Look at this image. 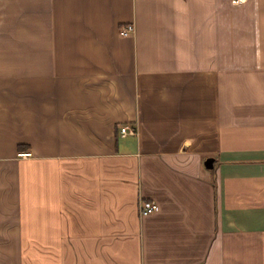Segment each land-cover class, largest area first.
<instances>
[{"label":"crops","instance_id":"0c3cea01","mask_svg":"<svg viewBox=\"0 0 264 264\" xmlns=\"http://www.w3.org/2000/svg\"><path fill=\"white\" fill-rule=\"evenodd\" d=\"M0 264H264V0H0Z\"/></svg>","mask_w":264,"mask_h":264},{"label":"built area","instance_id":"2783aa9c","mask_svg":"<svg viewBox=\"0 0 264 264\" xmlns=\"http://www.w3.org/2000/svg\"><path fill=\"white\" fill-rule=\"evenodd\" d=\"M233 4H244L248 0H230ZM134 33L133 25H127L119 28L118 34L121 38H126ZM136 134L135 130L124 126L119 129V136L125 138L127 136H134ZM158 211V206L154 202L141 201L139 205V214L141 217H146L152 215Z\"/></svg>","mask_w":264,"mask_h":264},{"label":"water","instance_id":"95a60500","mask_svg":"<svg viewBox=\"0 0 264 264\" xmlns=\"http://www.w3.org/2000/svg\"><path fill=\"white\" fill-rule=\"evenodd\" d=\"M212 163H213L212 159L206 160L205 167L211 169L212 168Z\"/></svg>","mask_w":264,"mask_h":264}]
</instances>
